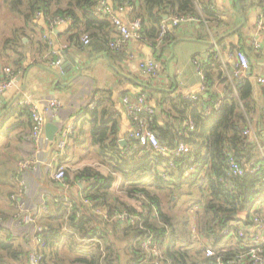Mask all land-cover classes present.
<instances>
[{"label":"crops","instance_id":"0c3cea01","mask_svg":"<svg viewBox=\"0 0 264 264\" xmlns=\"http://www.w3.org/2000/svg\"><path fill=\"white\" fill-rule=\"evenodd\" d=\"M203 1L210 6V11L204 14L199 1V12L205 19L171 27L174 40L161 54L152 50L150 43L137 39L122 49H111L107 42L116 39L118 33L110 20L94 26L81 23L83 30L97 35L100 41L84 50L76 45L70 22L54 26L49 18L38 13L27 21L10 10L7 0H0V63L10 65L16 72L14 85L0 92V242L10 245L7 250L0 247L3 264H29L30 252L34 249L31 230L35 225L22 221V211L39 216L41 234L55 211H64L68 220L77 206L86 208L83 201L84 191H87L84 190L85 180L76 179L73 174L69 181L65 179V183H61L52 176L54 167L65 164L68 169L77 170L91 165L104 173L111 171L100 161L97 147L92 143L93 120L108 121L109 131L120 143L126 140L123 145L126 146L132 123L122 102L125 95L145 92L156 109L158 124L165 125L173 121L174 113L168 114L171 104L181 98L196 94L206 100L223 99L228 73L232 76L236 64V50L241 49L251 61L248 76L253 80L256 96L264 101V85L257 82L258 77L264 76V30H258L264 0ZM107 3L117 16L134 17V11H119L114 0H107ZM253 41L260 42L261 47L256 49ZM56 51L61 52L62 64L51 67L49 63L57 57ZM212 51L217 53L220 63L212 68L222 74L210 94L207 78L199 75L193 58L203 62L209 59ZM150 56L161 65L155 77L144 74L139 67L140 60ZM17 66L20 68L15 69ZM26 95L42 107L47 100L58 99V113L49 114L47 120L52 119L60 126L76 123L77 128L63 154L57 155L55 150L60 131L51 141L45 128L47 143L41 156L34 157V148L28 138L31 116L22 105ZM92 102L96 103L94 108L89 107ZM94 109L98 119L92 116ZM52 159L54 167L49 164ZM117 188L118 184L111 190L112 196L118 192ZM67 193L75 203L72 210L65 207L63 201ZM21 202L24 203L22 208L19 207ZM261 208L264 213V202ZM65 230L72 234L76 232L71 227ZM76 235L79 238L78 232ZM199 238L207 242L205 238ZM80 239L83 246L92 245L83 241L84 238ZM51 248L56 251L57 246ZM56 258L52 254L49 262L56 263Z\"/></svg>","mask_w":264,"mask_h":264},{"label":"trees","instance_id":"16d2710c","mask_svg":"<svg viewBox=\"0 0 264 264\" xmlns=\"http://www.w3.org/2000/svg\"><path fill=\"white\" fill-rule=\"evenodd\" d=\"M7 1L10 10L27 21L38 12H43L47 18L68 19L71 30L75 31L76 45L84 50L100 41L97 35L83 30L81 23L87 26L109 23L108 19L93 13L95 0ZM123 1L114 0V3L118 6ZM199 1L204 14L210 11L209 3L203 0H136L133 16L142 22L140 33L144 41L156 45L161 24L173 16L191 14L199 20L205 19L204 14L199 12ZM84 34L91 37L89 44L83 42ZM173 40V31L169 29L157 53H164ZM215 64H220L219 57L212 51L209 59L203 61L207 92L210 94L213 84L222 74L212 68ZM212 100L202 99L203 106H198L190 98L173 102L168 111L169 115L174 113L173 121L165 125L158 124L155 115L152 129L162 143L170 147L181 142L190 145V151L180 156H166L151 146L141 145L137 138L132 137L123 146L109 131L108 121L93 120L92 143L97 147L100 161L107 164L111 171L104 173L91 165L77 170L67 168L65 179L69 181L73 174L76 179H84L85 190L95 207L110 213L115 208L127 209L136 213L139 219L134 223L114 221L100 226L95 223L101 216L93 209L78 215L80 207L77 206L68 220L64 211H55L46 229L41 232L47 243L46 247L39 248L43 255L42 264H134L145 256L140 242L146 234L166 242V260L159 264H202L207 246L229 248L225 260L242 250L243 237L239 236L237 246H234L232 235H237L243 226H250L252 216L239 217L238 212L250 211L256 198L264 201V152L259 150L257 142L259 139L264 145V101L257 98L250 76L236 81L234 86L228 81L219 109L206 113L207 106H214ZM24 109L30 114L27 107ZM91 113L98 119L96 109ZM189 119L195 123L194 129L185 125ZM249 123L256 136L243 134ZM230 156L239 162L242 174L230 170ZM191 167L194 171L190 172ZM119 182L122 195L112 196L110 192ZM166 197L168 202H165ZM184 197L189 198V204L180 219L172 213V209ZM166 203L172 206H166ZM257 212L264 215L262 208ZM67 225L79 233V238L103 239L105 249L98 242L91 247L83 246L76 234L65 230ZM120 243L124 249H121ZM60 244L67 249L66 257L60 255ZM9 246L0 242L1 248L7 250ZM54 246H57L56 251H52ZM52 254L57 257L56 263L49 262Z\"/></svg>","mask_w":264,"mask_h":264},{"label":"built area","instance_id":"2783aa9c","mask_svg":"<svg viewBox=\"0 0 264 264\" xmlns=\"http://www.w3.org/2000/svg\"><path fill=\"white\" fill-rule=\"evenodd\" d=\"M135 6L136 0H124L121 4L118 5V10L133 12ZM93 13L99 18L108 19L113 23L118 33V37L116 39L110 40L109 47L111 49H122L133 39L144 41V37L140 33V30L142 28L141 20L134 17L125 19L117 16L115 14L114 8L108 5L107 0H95ZM38 14H43V12H38ZM49 20L54 26L63 22H70L68 19H64L62 17L49 18ZM198 20L199 19L194 15L182 14L173 16L169 21H164L161 24L160 33L156 39V45L150 43L152 50L157 51L161 48V45L164 42V39L171 27H182L192 24ZM258 30H264V8L261 10L259 15ZM82 40L85 44H89L91 42V37L88 34H84ZM253 45L256 49H259L261 47V44L258 41H253ZM214 47L218 52L220 51L218 44L215 43ZM55 54L57 55V57H55V59H53L49 63L51 67L60 66L62 64L61 52L56 51ZM235 57L236 64L233 68V74L232 76H230L228 73L227 77V80L231 82L233 86L235 85L236 81H242L243 78L247 77L251 69V61L243 51L236 52ZM193 63L196 65L199 75H201L204 79L205 72L203 62L199 58L195 57L193 58ZM160 66V62L156 58L151 56L141 59L139 62V67L143 71V73L152 77H155L159 74ZM15 78L16 72L14 71V69L10 65L0 63V92L13 86L15 83ZM257 82L260 85H264V76L258 77ZM189 98L193 99L198 104V106H203L204 102L198 95L194 94L189 96ZM212 101H214V106H207L205 108L206 113H210L213 110L219 109L221 105L220 99H214ZM122 102L125 107V112L131 119L132 123V130L129 134V137L137 138L140 141L141 145L151 146L158 152L170 157L180 156L183 153H187L190 151V145L186 144L185 142H181L175 147H170L167 144L161 142L155 131L152 129L156 115V109L149 103L148 96L145 92H139L134 95H125L122 99ZM95 104V102H92L89 104V107L94 108ZM22 105H24V107H27L30 112L32 123L28 138L34 148V157L38 158L41 156V151L44 149V146L47 143V138L45 135L47 116L49 114L54 115L58 113L60 102L58 99H50L47 100V102L42 107L41 103L33 99L30 95H26L22 100ZM185 125L189 126V129L195 128V123L192 119L185 121ZM75 128H77L76 123L69 124L67 126L59 125L60 133L57 141L55 142V150L57 155L63 154L66 151V148L69 144V138ZM243 134L256 136L255 130L250 123L249 126L244 129ZM257 142L259 150L264 152V145L261 144V141L259 139L257 140ZM229 159L230 160L228 164L230 170L235 174H242L243 169L239 162H237V160L232 156H230ZM54 162V159L49 162L50 167H54ZM67 168L68 167L65 164H60L57 167H54V172L52 175L53 178L61 183H65ZM189 171H194V168L191 167ZM119 186L120 182L118 183V188ZM84 192L85 193L83 196V201L86 208H80L77 211V214L80 215L82 211L85 212L89 211V209H93L95 213L101 216V219L97 221L100 226H104L107 222L114 221H126L134 223L139 219L136 213L129 212L127 209L115 208L110 213L103 208H97L94 206V201L88 195L87 191ZM63 201L66 205L65 207H68L69 210L74 209L75 203L69 198L68 193L64 196ZM262 202L264 201L256 198L254 200V205L252 206V209L250 211L242 210L238 212L243 217L251 215L253 223V225L251 224L252 226L250 225L251 227L243 226L237 235H232L234 246H237L239 236L243 237L242 250L237 252L230 259L225 260V257H227L229 254V248L221 247L216 249L213 246H207L203 254L202 264H264V215L257 212L261 208ZM23 206L24 203H19L20 208H22ZM22 212V221L35 225V228L31 230V243L33 244L34 249L30 252L29 264H42L43 255L39 252V248L46 247L47 243L39 233V225L37 219L39 216L31 212ZM193 230H196V226L193 227ZM82 240H87L92 244L98 242L102 245L103 249H105L103 239L84 238ZM140 247L143 251H145V256L142 260L134 264H159L163 263L166 260L165 249L167 245L165 242L158 240L157 237L146 234V236L140 242ZM0 264L3 263L0 261Z\"/></svg>","mask_w":264,"mask_h":264},{"label":"rangeland","instance_id":"374dc122","mask_svg":"<svg viewBox=\"0 0 264 264\" xmlns=\"http://www.w3.org/2000/svg\"><path fill=\"white\" fill-rule=\"evenodd\" d=\"M119 189H120V187L117 189V191L118 192H116V194L118 195V194H120V195H122V193L119 191ZM189 198H187V197H184V198H181L174 206V210L172 209V213L174 214V215H176L177 217H179L180 219H181V217H182V215H184L185 213H186V209H187V207H188V204H189ZM165 202H168V198L166 197L165 198ZM135 205H138V204H135ZM167 205H171L172 206V204H170V203H166V206ZM190 211H192L193 212V210H190ZM178 219V218H177ZM165 242V241H164ZM233 242H234V240H233ZM166 243V242H165ZM234 245V244H233ZM120 246H121V249H124V248H122V244L120 243ZM61 250H62V252H61V256L62 257H66L68 254H67V250H66V248L63 246V247H61ZM124 254V253H123Z\"/></svg>","mask_w":264,"mask_h":264},{"label":"water","instance_id":"95a60500","mask_svg":"<svg viewBox=\"0 0 264 264\" xmlns=\"http://www.w3.org/2000/svg\"><path fill=\"white\" fill-rule=\"evenodd\" d=\"M59 130V125L56 124L52 119L47 120L46 124V134L47 137L52 141L55 139V135ZM122 145L126 144V140H121ZM239 217H243L240 213H238Z\"/></svg>","mask_w":264,"mask_h":264}]
</instances>
